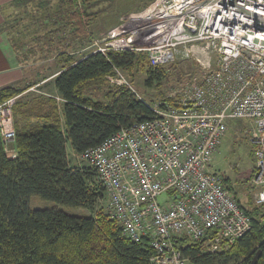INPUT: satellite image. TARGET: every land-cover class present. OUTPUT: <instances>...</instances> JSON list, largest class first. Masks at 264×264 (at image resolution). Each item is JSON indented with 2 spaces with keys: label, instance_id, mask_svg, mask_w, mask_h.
Returning a JSON list of instances; mask_svg holds the SVG:
<instances>
[{
  "label": "built area",
  "instance_id": "obj_1",
  "mask_svg": "<svg viewBox=\"0 0 264 264\" xmlns=\"http://www.w3.org/2000/svg\"><path fill=\"white\" fill-rule=\"evenodd\" d=\"M92 44L97 51L145 52L153 66L203 57L200 78L180 83L153 103L150 118L121 127L78 157L101 181L123 235L148 238L152 264H191L178 245L182 237L205 252L226 249L251 226L223 177L209 168L227 120L252 122L249 187L264 213V0H152ZM18 96L0 103V139L11 155Z\"/></svg>",
  "mask_w": 264,
  "mask_h": 264
},
{
  "label": "trees",
  "instance_id": "obj_2",
  "mask_svg": "<svg viewBox=\"0 0 264 264\" xmlns=\"http://www.w3.org/2000/svg\"><path fill=\"white\" fill-rule=\"evenodd\" d=\"M61 3L74 17L71 32L78 34L82 2ZM57 28L49 29L57 33ZM60 47L55 61L59 68L51 81L54 93L26 99L21 95L32 82L0 87V103L19 95L13 107L16 135L10 144L15 155L5 152L0 139V264H152L147 237L127 238L107 210H94L106 201L104 187L86 162L69 163L66 145L78 155L121 127L150 118L153 103L138 97L127 83L110 79L120 73L141 74L145 86H159L167 64L151 65L145 52L92 49L78 56L67 50L70 42ZM33 195L81 214L58 206L30 208ZM243 209L251 218L250 229L226 249L205 252L200 242L177 239L191 264H249L257 251L254 264H264L263 206Z\"/></svg>",
  "mask_w": 264,
  "mask_h": 264
},
{
  "label": "rangeland",
  "instance_id": "obj_3",
  "mask_svg": "<svg viewBox=\"0 0 264 264\" xmlns=\"http://www.w3.org/2000/svg\"><path fill=\"white\" fill-rule=\"evenodd\" d=\"M82 2V14L78 18V34L70 32L73 16L66 14L65 5L61 0H20L16 7L8 12L0 26L4 31L0 33V40L5 38L11 51H15L22 64L26 65L22 70L24 79L21 85L32 82L33 85L22 93L26 99L45 96L54 93L52 78L56 74L59 65L55 63L60 45L74 38L71 49L75 55L80 56L95 49L93 41L104 38L107 31L121 19L131 13L140 10L149 0H80ZM55 19L58 32H52L50 23ZM44 21L49 22L48 25ZM50 28V29H49ZM74 32V31H73ZM10 39V40H8ZM8 40V41H7ZM72 52V51H71ZM18 60V59H17ZM203 57L195 54L189 57L175 59L167 64L166 79L159 86H145L141 74L130 75L120 73L117 78L127 83L140 98L155 103L162 96L170 95L180 83L192 78H200L206 69L203 67ZM156 87V88H155ZM251 121L246 118L227 120L228 128L219 144L213 152L210 170L217 172L228 179L230 191L235 194L240 205L245 209L253 206V197L249 187V180L254 169V150L248 139ZM67 155L70 164H82L78 155L70 149L68 143ZM84 163V162H83ZM86 164V163H85ZM165 195H159L157 201L161 203ZM255 205V204H254ZM30 208H51L58 206L71 214H81V210L66 208L53 201L31 196ZM107 210L105 200L99 201L94 210ZM84 214H91L83 211Z\"/></svg>",
  "mask_w": 264,
  "mask_h": 264
},
{
  "label": "crops",
  "instance_id": "obj_4",
  "mask_svg": "<svg viewBox=\"0 0 264 264\" xmlns=\"http://www.w3.org/2000/svg\"><path fill=\"white\" fill-rule=\"evenodd\" d=\"M15 7L16 4L14 3V0H0V25L3 22L4 17L8 15L7 13L11 12V10ZM0 28H2V26H0ZM54 31L55 29L52 32ZM54 33L56 34V32ZM69 38L70 41L74 40V38H72L71 36ZM68 40L66 42L69 43L70 41ZM22 63L23 61H20V57L17 56L15 51L10 50L9 44L6 42L5 38H2V40H0V87L9 84H17L20 83L22 79H24V74L22 70L25 68L24 66L26 65Z\"/></svg>",
  "mask_w": 264,
  "mask_h": 264
},
{
  "label": "water",
  "instance_id": "obj_5",
  "mask_svg": "<svg viewBox=\"0 0 264 264\" xmlns=\"http://www.w3.org/2000/svg\"><path fill=\"white\" fill-rule=\"evenodd\" d=\"M260 251H257L256 254L253 256L252 260L250 261L249 264H254L255 261L257 260L258 258V255H259Z\"/></svg>",
  "mask_w": 264,
  "mask_h": 264
},
{
  "label": "flooded vegetation",
  "instance_id": "obj_6",
  "mask_svg": "<svg viewBox=\"0 0 264 264\" xmlns=\"http://www.w3.org/2000/svg\"><path fill=\"white\" fill-rule=\"evenodd\" d=\"M54 26H55V24H54V22H53V23H52V27H51V28L53 29V27H54Z\"/></svg>",
  "mask_w": 264,
  "mask_h": 264
}]
</instances>
